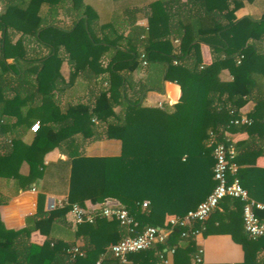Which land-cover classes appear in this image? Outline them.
Listing matches in <instances>:
<instances>
[{
    "label": "trees",
    "instance_id": "obj_1",
    "mask_svg": "<svg viewBox=\"0 0 264 264\" xmlns=\"http://www.w3.org/2000/svg\"><path fill=\"white\" fill-rule=\"evenodd\" d=\"M180 1L151 4L146 37L142 39L137 31V40L128 38L129 47L119 50L117 42L106 39V45L94 37L90 28L97 17L83 0H5L0 14V182L12 181L17 193L24 191L41 177L44 156L55 148L66 147L72 160L68 198L62 207L42 216L40 206L38 214L20 230H6L0 217V264H121L108 249L129 233L115 219L98 217L92 224L80 225L75 236L88 238L80 247L82 256L70 253L75 243L50 238L37 245L30 241L31 234L39 231L49 236L54 222L64 219L72 204L86 208L88 201L105 205L110 204L108 199L117 201L111 205L129 211L134 220L133 235L147 227L165 229L168 218L185 217L213 191L214 150L219 143L234 146L242 186L251 198L264 203V167L256 165L257 158L264 156V147L255 143L253 148L254 142L235 145L227 137V133L256 132L264 140V99L249 116L250 125L234 124L254 90L252 75L264 69V56L250 44L264 34V9L260 21L238 20L235 13L243 1L254 0ZM65 4L87 16V20L75 21L70 31L60 30L48 18ZM179 11L184 18L177 22L174 42L171 35L175 31L170 28ZM9 32L34 38L47 54L30 57L24 40L12 44ZM203 45L212 55L209 64L203 62ZM61 48L76 73L85 69L83 60L92 67L106 52L112 54L109 65L100 69L109 73L108 86L92 103L69 105L65 110L56 103L54 95L62 82L60 68L65 59ZM142 54L148 64L160 68L159 78L180 86L181 97L174 106L144 107L139 97L133 100L127 96L126 86ZM21 62L25 63L23 69ZM225 70L231 81L221 80ZM148 84L155 88V83L148 82L140 86V92ZM24 92L29 94L25 98ZM33 95L41 96V113L22 114L20 108ZM116 108H120L119 113ZM36 121L40 127L34 133L30 127ZM29 132L33 137L26 144L23 139ZM78 138L82 144L87 140H119L121 155L81 156L79 145H75ZM24 164L29 167L26 176L20 173ZM7 201L0 193V206ZM146 201L149 204L144 207ZM242 210V202L226 198L203 224L175 227L164 244L130 254L127 264H165L172 249L171 264H192L200 247L195 236L182 234L199 229L204 237L231 235L245 253L240 264H264V238H248ZM259 216L264 219V212Z\"/></svg>",
    "mask_w": 264,
    "mask_h": 264
},
{
    "label": "crops",
    "instance_id": "obj_2",
    "mask_svg": "<svg viewBox=\"0 0 264 264\" xmlns=\"http://www.w3.org/2000/svg\"><path fill=\"white\" fill-rule=\"evenodd\" d=\"M160 1L167 3L170 0H83L85 5L93 9L97 17L90 28L94 37L106 45H109V41L108 43L105 42L106 39L111 42H117L118 44L115 47L119 50H125L129 47L128 38L137 40V36H135L137 31L142 33V39L146 37L149 30V17L152 13L150 5ZM180 2L186 4L188 0H181ZM0 8L2 9L1 13L4 12L5 0H0ZM45 9L46 6L43 7V12L46 11ZM263 9L264 0H254L252 3L243 1V6L236 11L235 16L238 20L250 18L254 21H260L263 16ZM176 10V8H173L171 12L175 13ZM180 12L174 16L170 28L175 31L171 35V39L174 42L177 41L173 39L174 34L178 31L177 22L184 18L179 15ZM48 18L51 24L64 31H70L74 27L75 21L79 18L87 20L86 15H79V12L71 10L69 4H65L63 9L60 8L58 11L51 13ZM167 29L169 30V28ZM2 37L3 35L0 31V38ZM9 37L12 44L23 39L24 47L30 57L38 58L48 52L46 48L32 37H23L21 33L16 32H9ZM250 44H254L259 54L264 56V34L260 40H250ZM108 53L106 52L100 61L93 62L92 67L91 65L89 66L88 60H83L86 65L85 69L76 73L73 64L66 58L64 49H60V54L65 59L60 68L62 82L59 84V91L55 92L54 99L61 110H65L69 105L77 103H92L99 93L107 88L109 73L100 71V69H105L109 65L112 54L109 53L108 55ZM202 55L203 62L209 64L212 60V55L207 45L202 46ZM140 61L139 67L134 71L131 81L126 86L127 96L133 100L139 97L140 103L144 107L174 106L177 104L181 97L180 86L175 82L166 81L163 77L159 78L160 68L158 66L150 64L144 66L141 57ZM8 62L17 64L14 59H9ZM24 65L25 63L21 62V69L25 67ZM220 77L223 81L232 80L228 70L223 71ZM252 78L255 82V87L247 103L240 109L241 117L249 118L256 110L258 102L264 99V69L262 68V70L260 69L254 73ZM148 82L155 83V88L148 84L146 90L144 89L143 92H140V86H145ZM28 95L25 92L22 93L24 98ZM41 106V96L33 95L20 110L22 114L34 111L35 115H39ZM115 112L119 113L120 108H116ZM32 137L33 133L29 132V134L24 136L23 140L26 144H30ZM227 137L232 139L235 145L240 142H254L251 143L253 148L256 147L255 143L264 147V140L261 141L256 132L253 134L247 132L227 133ZM75 145H79L78 152L81 156L90 158L118 157L122 152V143L116 139L87 140L82 144V140L78 138ZM71 160L70 153L66 150V147L55 148L44 156V169L41 177L24 191L17 193L13 188L12 181L2 180L0 182V193L8 199L7 203L0 206V217L6 230L25 228L28 225V221L30 222V219L38 214L40 206L42 216H44V214L62 207L67 202ZM256 165L260 168L264 167V156L257 158ZM20 173L24 176L29 173L27 164L22 166ZM107 202L117 205V201L112 199H108ZM102 206L104 204L93 205L88 201L86 209L93 210ZM79 230L80 225L76 224L73 214L69 211L65 214L64 219L54 222L49 236L42 235L39 231H33L30 241L37 245H43L47 239L51 238L75 243L73 248L78 247L80 249L88 238L83 236L77 238L75 234ZM196 240L197 245L202 250V258L205 264H240L244 262L245 253L243 247L234 242L231 235L220 234L204 237L201 233L196 236ZM173 259V254L168 253L166 257L167 264H171Z\"/></svg>",
    "mask_w": 264,
    "mask_h": 264
},
{
    "label": "built area",
    "instance_id": "obj_3",
    "mask_svg": "<svg viewBox=\"0 0 264 264\" xmlns=\"http://www.w3.org/2000/svg\"><path fill=\"white\" fill-rule=\"evenodd\" d=\"M1 11L2 9L0 8V13ZM141 60L144 66L148 65L144 54L141 55ZM174 63L177 64V61ZM251 123V120L246 117H241L239 120L234 121L235 125H250ZM39 127V122H36L31 126L30 130L35 133L39 130ZM235 157L236 151L233 146H226L224 143H219L216 146L214 150L215 165L213 168V178L216 185L213 191L195 210L188 212L185 217H170L167 220L168 227L165 229L147 227L141 234L133 235L135 233L134 220L129 211L123 207L111 204H105L98 209L88 210L75 203L71 206V213L78 225L84 223L92 224L99 217L109 220L115 219L127 229L129 235L118 243L111 245L108 249L111 255L121 264L128 263L130 254L149 250L156 244H164L175 227L191 228L196 222L203 224L226 198L239 200L243 203L242 220L244 231L248 238L251 240L264 238V219L259 216L260 212H264V203L251 198L249 192L242 186L238 177L239 166L234 162ZM148 204L146 201L143 206L146 207ZM201 232V229L192 230L182 235L187 237L191 234L196 237ZM70 253L73 257L83 255V252L78 247L71 249ZM169 253L174 254V250H170ZM165 263H168L167 260H165ZM192 264H205L202 258V250H199Z\"/></svg>",
    "mask_w": 264,
    "mask_h": 264
}]
</instances>
